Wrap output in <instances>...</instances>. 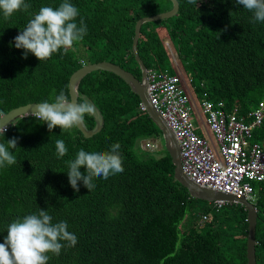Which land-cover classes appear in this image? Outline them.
<instances>
[{
	"label": "trees",
	"instance_id": "16d2710c",
	"mask_svg": "<svg viewBox=\"0 0 264 264\" xmlns=\"http://www.w3.org/2000/svg\"><path fill=\"white\" fill-rule=\"evenodd\" d=\"M63 2L24 0L30 7L7 20L0 11V114L27 102H53L61 91L68 96V76L82 63L109 60L139 78L130 49L133 23L171 6L170 0H67L78 9L77 25L83 18L87 27L83 40L67 54L61 49L40 61L29 52L25 58L14 38L41 7L56 9ZM177 2L173 15L140 24L138 56L146 67L177 72L176 64L191 77L194 96L205 90L225 109L237 107L245 114L264 98V22H253V13L235 0ZM85 98L97 115L85 114L84 127L100 124L89 136L77 127L71 134L59 126L49 131L33 114L16 117L0 134L6 146L17 139V148L9 149L16 163L0 168V243L13 221L43 209L52 223L66 221L77 237L74 247L61 241L59 256L47 253V264H246L245 209L231 202L240 213L229 223V215L218 217L223 203L216 206L188 194L172 176L160 130L128 85L110 71L91 70L77 85V102ZM252 137L264 144V121L252 129ZM58 139L67 148L63 157L56 155ZM115 143L124 170L107 179L93 177L91 191L82 180L79 191L73 189L67 162L80 149L110 152ZM79 170L86 175L85 166ZM251 183L255 264H264V182ZM207 211V221L199 222V213Z\"/></svg>",
	"mask_w": 264,
	"mask_h": 264
},
{
	"label": "clouds",
	"instance_id": "9594fccd",
	"mask_svg": "<svg viewBox=\"0 0 264 264\" xmlns=\"http://www.w3.org/2000/svg\"><path fill=\"white\" fill-rule=\"evenodd\" d=\"M188 3L197 4V0H188ZM235 3L242 5L253 13V22H264V0H235ZM29 7L30 5L24 3V0H0V11H2L5 20L9 19L21 8L27 10ZM77 16L78 9L67 2V0L56 9L48 6L41 7L38 13L34 15V18L29 20L23 31L14 38V45L18 49L22 48L25 50V58L31 52L40 61L50 58L53 53L60 52L61 49L63 50L62 54H67L69 49L73 48L75 42L83 40L87 32L83 18H81L79 26L75 22ZM178 71L181 72L179 68ZM181 74L190 83L191 77L184 75L182 72ZM200 83L199 85L202 87L204 84L202 81ZM235 108L237 109V107ZM27 114H33L37 120L46 122L49 131L59 126L62 132L71 134L73 128L84 124L85 114L96 116L97 109L86 98L83 102H70L65 92L61 91L54 96L53 102L45 101L38 104L32 113ZM14 119L0 126V134L4 135L8 125ZM193 124L194 127L202 131L195 123ZM197 133L204 135L203 132L202 134L199 131ZM251 140H254L252 135ZM55 147L58 157L65 156L67 148L64 140H56ZM151 147L154 146L152 145ZM16 148V138L8 140L7 146L4 143H0V168L16 163L15 156L9 150ZM110 148V152L97 153H89L80 149L76 158L67 162L69 183L73 189L78 192L77 182L82 180L84 186L91 191L95 187L92 182L93 177L107 179L109 175H114L124 170L119 155V143L111 145ZM81 166H85L86 175L79 170ZM253 194L251 197L245 198L252 202ZM208 201H213L214 204L216 200ZM221 202L224 203L225 201ZM207 218L205 212H200L197 220L204 222ZM52 219V216L47 211L41 209L38 214H29L13 221L7 228V236L4 238V242L0 243V264H47L50 258L47 253H52L56 256L60 255L61 249L65 246L61 241H66L67 246L74 247L77 243V237L67 230V222L52 223Z\"/></svg>",
	"mask_w": 264,
	"mask_h": 264
},
{
	"label": "built area",
	"instance_id": "2783aa9c",
	"mask_svg": "<svg viewBox=\"0 0 264 264\" xmlns=\"http://www.w3.org/2000/svg\"><path fill=\"white\" fill-rule=\"evenodd\" d=\"M146 78L148 98L178 143L182 171L199 184L251 197V182H264V144L251 140L252 129L264 121V98L240 115L205 90L194 96L180 71L147 67ZM192 113L204 135L196 132Z\"/></svg>",
	"mask_w": 264,
	"mask_h": 264
},
{
	"label": "water",
	"instance_id": "95a60500",
	"mask_svg": "<svg viewBox=\"0 0 264 264\" xmlns=\"http://www.w3.org/2000/svg\"><path fill=\"white\" fill-rule=\"evenodd\" d=\"M171 6L165 10L158 11L156 13L141 15L137 17L133 23V30L130 42V49L133 58L139 67V78L135 77L130 71L123 68L122 66L111 62L109 60H98L88 63H83L82 65L75 68L67 80V90L68 98L70 102H77V85L80 78L91 70H106L119 76L129 87L130 91L134 92L139 99V104L141 108L146 112L148 117L153 121V123L160 130V136L162 140V145L167 151L171 163L173 165V178L183 185L188 194L204 199V200H221V201H232L237 202L243 206L245 209V219H246V235H245V257L246 264H255L254 255V231L256 222V207L253 202L247 200L243 195H235L230 192H223L211 187L201 185L194 182L180 168L179 163V147L174 136L172 129L168 126L165 119L156 111L150 102L147 92V78H146V66L142 62L141 58L138 56L136 41L138 37L140 24L144 21L156 20L164 17L173 15L178 8L177 0H170ZM43 102H27L21 105L14 106L7 111L0 114V126L4 123L10 122L12 119L25 115L27 113H32L38 104ZM51 103V102H49ZM99 122L93 129H87L84 125H78V129L84 136L91 135L99 127Z\"/></svg>",
	"mask_w": 264,
	"mask_h": 264
},
{
	"label": "rangeland",
	"instance_id": "374dc122",
	"mask_svg": "<svg viewBox=\"0 0 264 264\" xmlns=\"http://www.w3.org/2000/svg\"><path fill=\"white\" fill-rule=\"evenodd\" d=\"M162 39L163 40L166 39L165 36H163ZM73 51H74V47H73ZM190 118L195 123V125L199 127V125H198L199 120L197 121V118H196L194 113H192L190 115ZM197 132H198V130H197ZM145 145L148 146L146 143H145ZM152 145L153 146L157 145V142L151 144L150 146H152ZM151 154L156 156L157 152H152ZM263 186H264V184H263ZM255 194H256V191H254V194L251 198L253 203H254ZM197 203L199 204L200 202L197 201ZM205 213H206L207 217H209V212L207 211ZM239 213H240V209H238V207L235 205V203L232 204L231 202L225 201V203H223L221 205V207H219V216L218 217H222L223 215H229L230 217L226 220H227V222L230 223V222H234L235 214H239ZM188 219H189V216L187 217L186 223L188 222ZM205 221H207V219H205Z\"/></svg>",
	"mask_w": 264,
	"mask_h": 264
},
{
	"label": "crops",
	"instance_id": "0c3cea01",
	"mask_svg": "<svg viewBox=\"0 0 264 264\" xmlns=\"http://www.w3.org/2000/svg\"><path fill=\"white\" fill-rule=\"evenodd\" d=\"M117 64V63H116ZM119 65V64H118ZM174 67H176V70H178V66L176 64H174ZM196 128V127H195ZM199 131L202 134V131H200L198 128H196V131ZM260 142V141H259ZM255 191V190H254Z\"/></svg>",
	"mask_w": 264,
	"mask_h": 264
}]
</instances>
